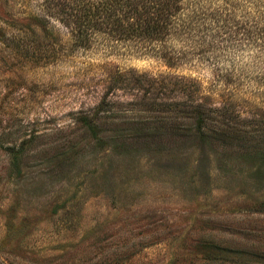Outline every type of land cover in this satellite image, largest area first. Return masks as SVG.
I'll use <instances>...</instances> for the list:
<instances>
[{
    "label": "rangeland",
    "instance_id": "obj_1",
    "mask_svg": "<svg viewBox=\"0 0 264 264\" xmlns=\"http://www.w3.org/2000/svg\"><path fill=\"white\" fill-rule=\"evenodd\" d=\"M226 1L240 22L253 0L212 1L209 22ZM61 18L60 0H0V264H211L200 251L207 241L264 253L259 161L217 145L203 155L168 134L118 143L103 135L98 144L78 123L102 99L107 134L154 122L158 113L143 102L183 101L194 84L197 99L230 106L242 115L238 127L257 136L264 64L251 58L254 47L224 42L226 28L214 29L211 48L168 66L123 46L79 48ZM117 72L163 82L113 83ZM22 145L14 170L8 150ZM229 260L213 264H264Z\"/></svg>",
    "mask_w": 264,
    "mask_h": 264
},
{
    "label": "trees",
    "instance_id": "obj_2",
    "mask_svg": "<svg viewBox=\"0 0 264 264\" xmlns=\"http://www.w3.org/2000/svg\"><path fill=\"white\" fill-rule=\"evenodd\" d=\"M60 1L61 21L67 28L70 25L73 26L71 36L76 40L75 46L79 48L86 49L95 43L123 46L125 50L154 56L171 66L181 62L187 56L198 54L196 53L198 50L200 53L203 52L202 47L206 43L211 48L212 38L215 35L211 32L213 33L214 29L226 28L224 42L246 48L254 47V50L250 51L251 58L256 60V63L264 64V1L249 2L247 5L250 7L249 11L246 8L245 10L240 8V11H243L240 22H235V18H232L236 10L232 3L229 4L227 1L224 2V7H228L224 10V15L222 9H219L220 6L211 12L214 17L212 22H209L211 19L207 18V10L212 4H216L212 1L217 0ZM205 2L206 6H204ZM219 21H225L224 26L220 27ZM228 21L232 24H227ZM116 74L112 76L113 83L119 82V79L126 83L131 79L135 84L142 85L148 78L147 82L150 80L160 82L159 84L163 82V77H156V79L145 75L136 76L132 72H117ZM177 79L184 80L183 78ZM182 84L186 83L182 81ZM189 88H192L190 95L183 101L167 105L166 102L157 101L160 99L157 94L151 97L149 102H143L147 111L158 113L156 119L163 118L160 117L162 114L165 115L164 119L169 117L170 121L167 123L156 119L154 122L145 121L142 126V121L126 122L123 130L119 129L121 126H118L110 129L111 132L107 134L102 128V119L99 117V113L105 111L106 104L103 99L87 110L78 123L81 129L98 144H104V138L110 143L126 142L134 135L142 139L139 135H143V132H149L146 133L149 137H157L161 134L167 136L168 134L170 137H183L185 143H196L203 155H205L207 145L214 152H216L217 145L228 149L227 152L252 161H259L260 165L264 166L262 124L253 129L254 132L259 133L257 136L249 134L252 131L238 127L241 114H234L230 106L208 105L194 96L196 95L194 84ZM248 124L250 123L246 125ZM8 151L14 170H18L20 160L24 155L23 145L20 148L11 147ZM260 169L258 168V171ZM200 246L202 259L211 264L230 261V255L251 262L264 261V253L237 250L209 241Z\"/></svg>",
    "mask_w": 264,
    "mask_h": 264
}]
</instances>
